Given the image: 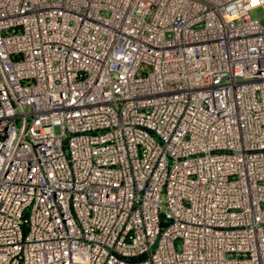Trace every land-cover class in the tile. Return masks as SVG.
I'll return each mask as SVG.
<instances>
[{
	"label": "built area",
	"instance_id": "1",
	"mask_svg": "<svg viewBox=\"0 0 264 264\" xmlns=\"http://www.w3.org/2000/svg\"><path fill=\"white\" fill-rule=\"evenodd\" d=\"M257 6L0 0V264H264Z\"/></svg>",
	"mask_w": 264,
	"mask_h": 264
},
{
	"label": "rangeland",
	"instance_id": "2",
	"mask_svg": "<svg viewBox=\"0 0 264 264\" xmlns=\"http://www.w3.org/2000/svg\"><path fill=\"white\" fill-rule=\"evenodd\" d=\"M250 16L253 19H262L264 17V8L262 6L253 8L252 10H250Z\"/></svg>",
	"mask_w": 264,
	"mask_h": 264
}]
</instances>
